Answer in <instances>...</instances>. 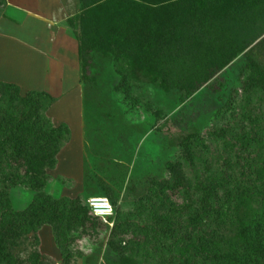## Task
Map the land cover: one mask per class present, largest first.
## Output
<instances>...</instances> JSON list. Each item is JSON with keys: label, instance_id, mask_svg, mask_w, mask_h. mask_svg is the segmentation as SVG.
<instances>
[{"label": "rangeland", "instance_id": "rangeland-1", "mask_svg": "<svg viewBox=\"0 0 264 264\" xmlns=\"http://www.w3.org/2000/svg\"><path fill=\"white\" fill-rule=\"evenodd\" d=\"M71 30L78 48V31ZM261 48L240 54L189 96L153 84L124 59L116 69L112 55L96 52L87 80L80 79L77 55V75L49 94L54 101L46 111L44 100L28 96L27 115L44 114L68 129L55 164L45 169L41 191L54 200H77L80 207L106 198L112 215L110 225L89 208L84 223L67 220L35 229L30 217L16 222L22 234L10 252L19 264H170L173 257L175 264H201L195 254L202 233H224L229 221L233 228L236 218L264 206L261 200L250 208L243 202L235 217L240 195L263 197L264 43ZM27 92L0 88L2 111L10 98ZM170 164L180 171L179 183ZM3 168L0 187L9 185L10 173L17 175L19 184L8 186L7 194L12 209L22 212L36 192L21 170ZM203 210L208 214L202 220ZM155 215L170 220L172 240L157 243L142 234ZM194 215L197 221L191 222Z\"/></svg>", "mask_w": 264, "mask_h": 264}, {"label": "trees", "instance_id": "trees-1", "mask_svg": "<svg viewBox=\"0 0 264 264\" xmlns=\"http://www.w3.org/2000/svg\"><path fill=\"white\" fill-rule=\"evenodd\" d=\"M4 3L0 0L1 7ZM79 7L78 14L67 24L78 31L81 80L89 79L87 70L92 66V53L96 52L112 55L116 69L124 59L153 84L164 90L182 89L189 96L240 54H251L264 43L263 39L256 42L264 35V0H79ZM250 29L256 34L251 36ZM13 86L20 90L15 84L0 81V88ZM28 96L44 100L45 111L54 101L46 92L28 91L25 98L17 96L4 101L5 111L0 107V171L4 165L21 170L36 192L29 207L16 212L7 189L19 184L17 175L10 173L9 185L4 182L0 187V264H19L10 252L11 247L19 246L22 234L16 222L30 217L36 229L42 224L67 220L77 224L88 219V206L80 207L77 200H54L41 191L46 181L45 169L55 164V155L68 129L64 124L54 126L44 114L27 115ZM169 171L175 183L182 180L178 181L180 171L174 165H169ZM262 192L261 198L259 193L240 195L234 207L235 217L243 202L249 208L256 200L264 205ZM205 214L208 213L203 210L202 220ZM236 220L233 228L234 222L227 223L224 233L213 228L208 236L200 235L195 255L201 264H264V206L251 209L246 218ZM190 221L196 222L197 215L191 216ZM141 231L157 243L175 237L170 220L162 215H155ZM109 245L114 247L113 239ZM175 246L176 252L182 254L179 242ZM174 260L171 258L170 264H175Z\"/></svg>", "mask_w": 264, "mask_h": 264}, {"label": "crops", "instance_id": "crops-1", "mask_svg": "<svg viewBox=\"0 0 264 264\" xmlns=\"http://www.w3.org/2000/svg\"><path fill=\"white\" fill-rule=\"evenodd\" d=\"M79 0H5L0 17V81L53 94L77 75L68 19Z\"/></svg>", "mask_w": 264, "mask_h": 264}, {"label": "built area", "instance_id": "built-area-1", "mask_svg": "<svg viewBox=\"0 0 264 264\" xmlns=\"http://www.w3.org/2000/svg\"><path fill=\"white\" fill-rule=\"evenodd\" d=\"M97 200H102V203H98ZM99 204L103 205V207L97 208ZM87 206L95 216L100 217L105 223L109 224L107 218L112 215V208L106 198H91L87 201Z\"/></svg>", "mask_w": 264, "mask_h": 264}, {"label": "bare ground", "instance_id": "bare-ground-1", "mask_svg": "<svg viewBox=\"0 0 264 264\" xmlns=\"http://www.w3.org/2000/svg\"><path fill=\"white\" fill-rule=\"evenodd\" d=\"M98 201V203H102L101 201L102 200H97ZM103 207V205H101V204H99L98 206H97V208H102Z\"/></svg>", "mask_w": 264, "mask_h": 264}]
</instances>
